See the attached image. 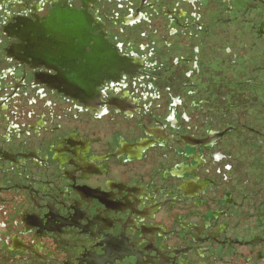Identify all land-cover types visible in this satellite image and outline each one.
I'll return each mask as SVG.
<instances>
[{
    "label": "flooded vegetation",
    "instance_id": "flooded-vegetation-1",
    "mask_svg": "<svg viewBox=\"0 0 264 264\" xmlns=\"http://www.w3.org/2000/svg\"><path fill=\"white\" fill-rule=\"evenodd\" d=\"M0 264H264V0H0Z\"/></svg>",
    "mask_w": 264,
    "mask_h": 264
}]
</instances>
